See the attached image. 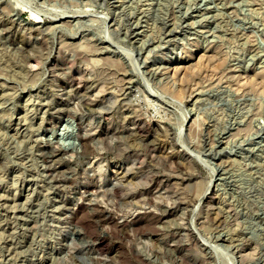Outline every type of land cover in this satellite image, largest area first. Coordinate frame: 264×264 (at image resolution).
<instances>
[{
	"label": "rangeland",
	"instance_id": "1",
	"mask_svg": "<svg viewBox=\"0 0 264 264\" xmlns=\"http://www.w3.org/2000/svg\"><path fill=\"white\" fill-rule=\"evenodd\" d=\"M0 264H264V0H0Z\"/></svg>",
	"mask_w": 264,
	"mask_h": 264
},
{
	"label": "bare ground",
	"instance_id": "2",
	"mask_svg": "<svg viewBox=\"0 0 264 264\" xmlns=\"http://www.w3.org/2000/svg\"><path fill=\"white\" fill-rule=\"evenodd\" d=\"M186 117V116H185ZM141 121V123H145V120H143V119H141L140 120ZM140 123V124H141ZM140 126V125H139ZM143 127V126H142ZM144 128V127H143ZM79 129L81 130V131H83L84 129H83V127H82V125H79ZM80 133V132H79ZM85 135H86V133H83L82 134V138H84L85 137ZM85 139V138H84ZM83 139V140H84ZM83 142V141H82ZM85 145V144H84ZM55 153L58 155V154H60L61 152L60 151H55ZM63 158V157H62ZM60 159V158H59Z\"/></svg>",
	"mask_w": 264,
	"mask_h": 264
}]
</instances>
